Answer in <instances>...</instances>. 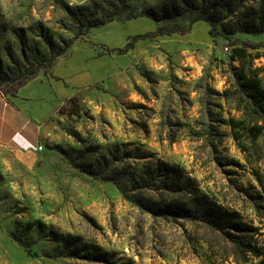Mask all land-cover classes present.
Returning a JSON list of instances; mask_svg holds the SVG:
<instances>
[{
  "label": "rangeland",
  "instance_id": "obj_1",
  "mask_svg": "<svg viewBox=\"0 0 264 264\" xmlns=\"http://www.w3.org/2000/svg\"><path fill=\"white\" fill-rule=\"evenodd\" d=\"M107 1L0 0V94L11 97L14 83L6 78L28 68L21 40L41 46L43 28L61 52L17 91L25 113L51 125L34 171L1 163L0 264L255 263V253L264 250V192L254 177L256 170L264 176V133L233 139L230 118L262 123L231 94L233 47L211 39L208 25L197 22L184 36L140 39L120 55L114 50L154 31L156 23L117 17L77 36L80 26L65 9L85 6L100 15ZM130 1L153 6L164 0ZM235 39L237 46L249 44L264 83V33ZM72 96L79 117L67 111ZM90 146L99 154L89 155ZM105 148H117L115 159L122 161L115 166L137 174L157 162L164 173L180 171L207 217L154 216L124 199L114 184L74 169L58 151L89 165ZM134 148L145 155L131 157ZM132 184L126 179L120 186ZM164 196L173 205L188 198Z\"/></svg>",
  "mask_w": 264,
  "mask_h": 264
},
{
  "label": "trees",
  "instance_id": "obj_2",
  "mask_svg": "<svg viewBox=\"0 0 264 264\" xmlns=\"http://www.w3.org/2000/svg\"><path fill=\"white\" fill-rule=\"evenodd\" d=\"M257 0H164L162 3L153 6H138L130 0H108L106 2L107 10L98 14V10L90 11L85 6L70 8L65 6L68 16L76 21L80 28L77 36H84L88 30L111 22L114 18L124 17L126 21L137 18H149L156 23V29L144 35L131 37V42L122 49L114 51L122 55L133 48L136 41L140 39H154L160 36L180 35L189 33L192 26L197 22H204L208 25V35L211 39H223L233 48L230 55L231 71L234 77L235 89L231 94H237L248 103L249 113L262 120L259 124H246L245 121L229 119L230 129L234 141L239 143L242 135L247 134L252 138H258L264 133V83L260 75L253 69V56L248 52L249 44L242 43L237 46L236 34L259 35L264 33V3L253 6L250 3ZM75 22V23H76ZM40 37L43 41L41 46L28 47L25 40H21V49L28 68L20 72L13 78H6V82L14 83L11 96H15L17 91L29 81L36 78L39 71L51 66L57 57L61 54L55 50V42L47 35V30L41 28ZM253 45V44H252ZM49 51V52H48ZM29 53V54H28ZM232 63L236 65L233 66ZM227 95L228 92H225ZM67 111L77 117L81 114L78 98L72 96L67 102ZM64 109V108H63ZM62 110V109H61ZM240 145V144H239ZM91 156L99 154L97 147L85 148ZM76 170L93 178H99L103 182L114 184L120 194L127 201L134 203L141 209L152 213L154 216H162L169 219L180 217L183 219H202L208 213L205 207L195 203L197 190L193 189L191 181L184 178L178 170L164 173L163 163L157 162L153 167L143 169L140 174L129 171L128 168L115 166L117 148H105V152L95 158L92 163L82 162L85 158H74L69 152L58 150ZM82 151L77 152L81 154ZM122 153H125L122 151ZM131 157L141 158L145 154L138 148H134ZM84 154V153H83ZM78 156V155H77ZM113 161L115 162L113 164ZM175 174V175H174ZM254 177L264 192V176L259 170L254 172ZM164 178L170 184L161 182ZM130 179L133 184L130 188L120 186V183ZM176 179V180H175ZM172 185V186H170ZM185 193L186 200L180 198V201L190 205V208L183 206V203L176 202L173 205L171 199L168 201L164 194ZM193 197V198H191ZM180 205V206H179ZM207 217V216H206ZM214 227H218L216 223ZM250 249V247H248ZM256 259L253 264H264V250L255 253Z\"/></svg>",
  "mask_w": 264,
  "mask_h": 264
},
{
  "label": "crops",
  "instance_id": "obj_3",
  "mask_svg": "<svg viewBox=\"0 0 264 264\" xmlns=\"http://www.w3.org/2000/svg\"><path fill=\"white\" fill-rule=\"evenodd\" d=\"M17 96L18 92L11 97L0 94V166L4 161L34 171L43 159L38 148L49 137L51 122L25 113L19 105L23 98L18 101Z\"/></svg>",
  "mask_w": 264,
  "mask_h": 264
},
{
  "label": "built area",
  "instance_id": "obj_4",
  "mask_svg": "<svg viewBox=\"0 0 264 264\" xmlns=\"http://www.w3.org/2000/svg\"><path fill=\"white\" fill-rule=\"evenodd\" d=\"M41 149H42L41 147L38 148V150H41Z\"/></svg>",
  "mask_w": 264,
  "mask_h": 264
}]
</instances>
